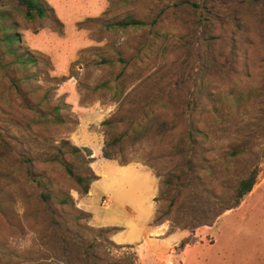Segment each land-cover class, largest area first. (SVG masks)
<instances>
[{"label": "rangeland", "instance_id": "374dc122", "mask_svg": "<svg viewBox=\"0 0 264 264\" xmlns=\"http://www.w3.org/2000/svg\"><path fill=\"white\" fill-rule=\"evenodd\" d=\"M42 1L61 29L0 1V264H72L102 228H114L103 236L114 247L101 238L98 256L108 248L132 264H213L196 255L222 226L264 231V0ZM125 18L147 25L117 29ZM8 34L19 42L7 46ZM20 53L35 63L16 64ZM238 91L248 98L214 101ZM194 128L208 139L188 147ZM63 141L79 154L59 155ZM240 147L242 157L227 156ZM63 164L95 176L85 195ZM252 169L250 193L224 211ZM169 175L181 178L164 192ZM63 194L87 217L59 207ZM140 223L158 226L149 235ZM174 234L162 256H148L152 235Z\"/></svg>", "mask_w": 264, "mask_h": 264}, {"label": "trees", "instance_id": "16d2710c", "mask_svg": "<svg viewBox=\"0 0 264 264\" xmlns=\"http://www.w3.org/2000/svg\"><path fill=\"white\" fill-rule=\"evenodd\" d=\"M2 3H5L7 6H11L15 9H17L23 18L26 20H40V21H47L48 25H51L52 28L59 30L61 29V24L58 22V20L54 17L53 12L50 8L46 6V4L42 0H0ZM114 25L116 26L117 29L120 30H126V29H140L143 28L147 25L146 22L144 21H139V20H134L131 18H125L121 19L119 21L114 22ZM2 41L5 42L7 46H10L12 44H17L19 42L18 36L16 34H8L5 35L2 38ZM16 49L10 51V53H14ZM27 54L20 53L16 56L14 59L15 63L20 65V66H26L29 64H34L35 61L31 57H26ZM103 88H107L106 84L103 85ZM109 89V88H107ZM250 94L251 91L249 92ZM249 95V94H248ZM248 98V96L244 92H236L233 97H231V100H228V98L223 97H217L214 101L218 103V105H223V104H228V102H233L238 104L242 98ZM113 99H117L116 96L113 97ZM210 111L213 113H216L215 107L213 104H210ZM40 113V112H39ZM41 116L44 114L40 113ZM53 121V120H52ZM57 123H60V120L57 119ZM102 125L106 126L108 125L107 121H104L101 123ZM163 126H166V123L162 122L157 126L158 130H161ZM126 134L122 133L118 137H116L114 140L111 142L105 143L103 146L102 150V156L105 159H111V155L107 151V149H110V147L113 146V142H119ZM200 136L203 140H207V135L204 131L198 130L197 128H194L190 133H188L189 137V143L188 147H191V144L193 141L196 140V138ZM85 153L88 152L84 150ZM246 148L240 147V148H234L231 149L230 152H228L227 156L230 159H238L239 157H242L245 152ZM67 153L70 155H77L79 154V150L73 146H68V143L63 141L60 143V148H59V155ZM53 160L57 161L56 158H53ZM199 171L203 170L204 167L201 165L197 168ZM63 170L64 172L72 179V181L78 186L79 193L82 195H85L88 191L89 184L95 180V176L92 174H88L86 176H81L79 174H74L72 171L71 166L63 164ZM29 177H31V181H35V179L31 176V173H29ZM257 176V171L255 169L250 170L245 174L243 178L237 181L235 186L232 188V194H231V203L228 204L225 208L224 211L230 210L238 205L239 200H241L245 195H247L251 189L252 186L255 183V179ZM181 177L179 176H166L165 179L163 180V184L165 186V189L163 190L165 192L166 187L171 185L174 181H179ZM37 181V180H36ZM37 185L40 183L35 182ZM38 198L40 199L41 202L48 204L51 198V194L49 192H40L38 195ZM57 205L59 207L65 206L66 208L70 209L71 211H74L73 203L70 199L69 196L67 195H62V197L58 198ZM87 215L76 211L75 210V216L74 220L79 221L80 219L86 218ZM158 220H160L158 218ZM157 220V221H158ZM103 230L99 231L95 238L93 237L87 244L86 248L88 250V254L86 256H75L74 261H72V264H132V262L129 260L130 255L126 254L123 257H113V256H108L109 249L106 248L105 251V256H98L95 252L96 248L100 245V240L101 238L103 239L104 234H108L110 232L115 231L114 228H102ZM102 234V235H101ZM104 243V246L107 247H114V245L108 240V239H103L102 240ZM184 242L181 243L183 245ZM185 244V243H184ZM119 248H129L127 247H119ZM29 264H34V263H29ZM41 264H51L49 262H42Z\"/></svg>", "mask_w": 264, "mask_h": 264}, {"label": "crops", "instance_id": "0c3cea01", "mask_svg": "<svg viewBox=\"0 0 264 264\" xmlns=\"http://www.w3.org/2000/svg\"><path fill=\"white\" fill-rule=\"evenodd\" d=\"M131 213L129 218L132 220L133 215ZM140 224L138 228L149 230V235L158 226L145 227L143 226L144 223ZM226 230L224 226L218 229L215 233V239L217 237L218 239L209 248H203L202 251H198L196 256H211L210 260L213 264H217L215 256H236L237 260L235 264H264V231L255 232L250 228L243 227L238 222L232 223L229 225L227 232ZM178 239H180L179 236L175 234L165 237L164 235H152L151 239H148V256H162L166 252L167 247L174 245ZM188 251L189 246L185 243L179 252L181 254L180 256H188ZM219 263L225 264L223 261Z\"/></svg>", "mask_w": 264, "mask_h": 264}]
</instances>
